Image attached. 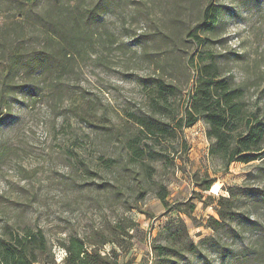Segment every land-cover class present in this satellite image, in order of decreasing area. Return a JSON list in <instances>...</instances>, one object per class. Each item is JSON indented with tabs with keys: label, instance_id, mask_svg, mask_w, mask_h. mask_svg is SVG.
<instances>
[{
	"label": "rangeland",
	"instance_id": "rangeland-1",
	"mask_svg": "<svg viewBox=\"0 0 264 264\" xmlns=\"http://www.w3.org/2000/svg\"><path fill=\"white\" fill-rule=\"evenodd\" d=\"M47 1L34 0L26 4V10L33 15L43 12ZM50 1L63 11H71L76 5L85 9L94 0ZM108 1L111 12L90 23L89 49L74 58L67 70L52 77H39V70H30L32 76H17V92L5 97L6 108L0 107V233L6 223L43 229L53 245L57 264H63L65 257L59 239L69 233L90 234L122 216L138 225L130 231L133 238L125 237L122 248L107 245L106 250L116 247L121 261L127 264H154L152 246L166 244L168 221L184 220L190 238L199 242L213 234L206 224L210 216H218L216 202L208 203L224 194V188L264 190V162L236 161L225 171L220 160L210 155L208 126L202 120L173 138L165 135L154 141L155 151L164 158L153 163V180L168 188V206L149 190L135 204L138 208L124 210L97 186L102 180L114 183L117 172L105 171L102 165L103 160L119 153L114 137L102 135L100 128H112L115 135L119 130L136 133L131 115L146 112L142 79L155 75V66L146 59L139 35L168 31L170 18L178 13L185 19L179 21L182 29L197 26L199 35L205 38L207 53L219 55L236 84L245 86L249 109H258L264 115V0ZM205 8L209 15H203ZM22 15L15 1L0 0V41L4 34H10L25 52L41 56L50 49V39L40 25L33 27L24 22L27 18ZM213 15L215 22L209 19ZM18 21L22 22V30L16 33L12 26ZM156 49L152 56L165 63L169 48L159 42ZM201 50L203 46L190 41L179 53L181 64ZM2 57L0 92L7 56ZM161 72L183 85L184 90L171 103V108L181 112L192 82L186 85L181 68L174 71L167 65ZM165 122L173 124L169 119ZM205 178L216 179L209 191L199 186ZM127 184V205L131 207L133 183L129 179ZM258 201L246 205L248 202L241 198L238 202L243 217L251 209L257 212L251 216L256 222L253 232L239 236L238 244L227 240V246L240 255L257 252L258 240L264 235L260 232L264 198ZM192 203L196 205L193 213L178 215L177 207L189 211ZM206 255L207 260H201L183 253L171 258L170 264H244L228 257L219 259L216 254Z\"/></svg>",
	"mask_w": 264,
	"mask_h": 264
},
{
	"label": "trees",
	"instance_id": "trees-1",
	"mask_svg": "<svg viewBox=\"0 0 264 264\" xmlns=\"http://www.w3.org/2000/svg\"><path fill=\"white\" fill-rule=\"evenodd\" d=\"M14 1L22 12V16L27 18L24 22H28L33 27L37 25L42 27V32L50 39L51 47L38 56L25 52V49L20 48L16 41L10 39V34L3 35L0 50L7 57L6 63L2 65L5 72V81L0 92L2 109L7 107L8 102L5 97L17 92L16 88H19L15 82L17 76H32L34 72L30 73V70H39L38 75H41L39 77H43L42 75L52 77L55 73L67 70L74 58L89 49L88 39L92 36L89 30L90 23L110 11L108 0H94L85 9L76 5L71 11H63L57 3L53 4L50 0H46L45 11L33 15L26 10V4L34 0ZM207 10L203 9V15H209ZM209 19L215 22L216 17L213 15ZM179 21H185L180 13L170 18L168 31L144 32L139 35L146 59L155 66V75L142 79L147 102L146 112L131 115L137 132L125 133L119 130L115 135L112 128H100L102 135L108 138L114 137L119 146V153L103 160L102 165L105 171L117 172L114 183L102 180L97 186L109 193L116 203L126 208L124 210L138 208L135 204L143 200L149 190L154 191L157 197L168 206L167 199L170 194L168 188L153 180L152 171L156 170L153 163L164 158L160 152L155 151L154 141L165 135L173 138L174 135L201 120L208 126L207 137L211 142L210 155L220 160L225 171L236 161L251 163L262 160L264 162V115L258 109L252 111L249 109L245 86L236 84L233 75L226 69L219 55L207 53L205 38L199 35L198 27H187L188 29L183 30ZM19 24L22 25V22L18 21L12 26L16 33L22 30ZM190 41L203 46V50L200 53L191 54L186 58V62L181 64L179 53ZM159 42L170 50L165 63L152 56V50H157ZM3 55H0V59ZM175 62L178 64L175 65ZM167 65L174 71L177 68L184 70L186 85L192 82L190 96L181 112L171 108V103L173 99L180 96L184 88L179 81L176 83L174 80H169L172 75L166 77L161 72ZM191 71L194 72L193 75L188 74ZM54 79L57 81L56 78ZM46 80L43 79V81ZM165 119L171 120L173 124H167ZM129 179L133 183L130 191L135 195L131 199V207H128L129 200L126 198ZM215 181L214 178H205L199 186L209 191ZM224 189V194L214 202L208 203L212 205L216 202L215 210L218 216H210L206 224L213 234L195 242L190 238L188 226L184 220L171 219L166 225V244L152 246L156 258L154 264H170L171 258L183 253L201 260H207L206 254L209 253L216 254L219 259L228 257L244 264H251L254 261L264 263V235L258 240L257 252L240 255L235 248L231 249L227 246L228 239L238 244L239 236L253 232L256 227V222L251 219V216L257 212L251 209L246 214V218L243 217V214L238 212L241 206L238 202L243 198L248 202L246 205L259 204L258 200L264 198V190L256 187ZM177 208L178 215L182 212L188 215L194 212L196 205L192 203L189 211ZM137 227L135 221L122 216L115 223L103 224L100 229H94L84 236L69 233L58 241V246L65 251L63 264H127L121 261L116 247L107 251L106 246L117 245L122 248L127 240L125 237L133 238L130 231L136 230ZM261 231L264 232V223L261 224ZM54 254L53 245L50 244L43 229H32L28 225L10 223H6L2 228L0 264H57Z\"/></svg>",
	"mask_w": 264,
	"mask_h": 264
}]
</instances>
